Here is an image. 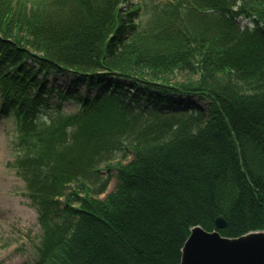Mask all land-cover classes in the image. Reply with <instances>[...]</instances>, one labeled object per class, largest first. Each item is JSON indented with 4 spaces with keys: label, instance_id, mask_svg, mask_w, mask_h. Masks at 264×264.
<instances>
[{
    "label": "trees",
    "instance_id": "16d2710c",
    "mask_svg": "<svg viewBox=\"0 0 264 264\" xmlns=\"http://www.w3.org/2000/svg\"><path fill=\"white\" fill-rule=\"evenodd\" d=\"M125 1L59 0L55 24L0 0V93L15 108L21 175L38 210L34 264H179L189 229L211 231L218 216L225 237L264 231V0H191L242 35L219 49L182 38L184 58L140 50L141 7L123 12ZM238 17L252 26L240 29ZM185 66L197 80L165 77ZM104 94L176 115L177 131L99 103ZM192 97L204 111L180 105ZM70 100L80 109L64 117Z\"/></svg>",
    "mask_w": 264,
    "mask_h": 264
},
{
    "label": "rangeland",
    "instance_id": "374dc122",
    "mask_svg": "<svg viewBox=\"0 0 264 264\" xmlns=\"http://www.w3.org/2000/svg\"><path fill=\"white\" fill-rule=\"evenodd\" d=\"M11 4L14 6L13 10L19 13L22 19L27 14H33V18L37 21H52L55 24L60 22L59 16L50 15L54 9L52 5H59V0H11ZM135 4L141 7L137 20H135L139 32L135 45L140 50L144 47L147 51L170 53L184 58L190 56L191 53L187 51L188 46L184 45L182 38L188 40L189 47L204 42L213 48H218L215 44L236 41L242 35L241 30L237 32L238 28L225 25L218 17L219 15L211 11L196 9L191 0H129L118 4V7L124 12L129 10V6ZM167 23L170 28L164 32ZM259 23L264 26L263 22ZM237 26L244 29L251 25L247 20L239 18ZM215 61L216 59H213L216 65L217 61ZM233 74L239 81V73L234 71ZM159 75L163 76V74ZM165 75L172 83L197 80L199 77L197 71H190L187 66L172 75L170 73ZM225 77V75H217L219 80ZM58 98L59 96L52 98L50 103L58 104ZM182 100L180 105L185 110L196 112L189 110V107H193L197 111H204L206 103L200 97L183 98ZM99 103L107 104L129 117L133 115L143 117L144 115L153 121L180 124L170 113L156 112L140 104H130L126 98L104 94L99 98ZM60 107L64 117L80 109L75 100L63 102ZM188 113H190L189 116H193V112ZM13 114V111H9L7 115L0 116V264H34L38 257L36 248L42 242L41 226L38 221L37 207L27 196L26 182L21 175L25 168L20 162V158H23L22 147L18 141V130ZM53 116L54 113L42 116L36 121V127H48L51 122L50 117ZM26 124L30 129L33 123L26 122ZM102 175L106 176L104 170ZM114 185V179L109 180L106 192L99 195V198L104 199L107 193H111ZM62 200L63 198L60 197L59 201Z\"/></svg>",
    "mask_w": 264,
    "mask_h": 264
},
{
    "label": "water",
    "instance_id": "95a60500",
    "mask_svg": "<svg viewBox=\"0 0 264 264\" xmlns=\"http://www.w3.org/2000/svg\"><path fill=\"white\" fill-rule=\"evenodd\" d=\"M225 226L224 218L217 217L213 231L191 228L179 264H264V232L227 238L217 232Z\"/></svg>",
    "mask_w": 264,
    "mask_h": 264
}]
</instances>
